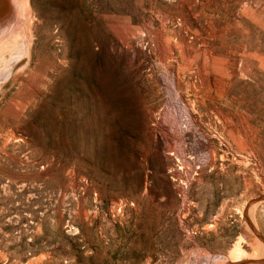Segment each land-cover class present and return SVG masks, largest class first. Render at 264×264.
Wrapping results in <instances>:
<instances>
[{
	"label": "rangeland",
	"instance_id": "obj_1",
	"mask_svg": "<svg viewBox=\"0 0 264 264\" xmlns=\"http://www.w3.org/2000/svg\"><path fill=\"white\" fill-rule=\"evenodd\" d=\"M0 79V264H264V0H0Z\"/></svg>",
	"mask_w": 264,
	"mask_h": 264
},
{
	"label": "bare ground",
	"instance_id": "obj_2",
	"mask_svg": "<svg viewBox=\"0 0 264 264\" xmlns=\"http://www.w3.org/2000/svg\"><path fill=\"white\" fill-rule=\"evenodd\" d=\"M9 3V2H8ZM6 4V2H5ZM2 6V5H1ZM2 56V55H1ZM11 69V68H10ZM6 74V73H5ZM7 75V74H6ZM10 75V74H9ZM5 76V75H4ZM3 76V77H4ZM5 78H7L5 76ZM4 79V78H3ZM1 80V79H0ZM2 81V80H1ZM155 138H156V148L159 149V150H162L163 149V141H164V134L160 133L159 135H155ZM160 153V152H159Z\"/></svg>",
	"mask_w": 264,
	"mask_h": 264
}]
</instances>
